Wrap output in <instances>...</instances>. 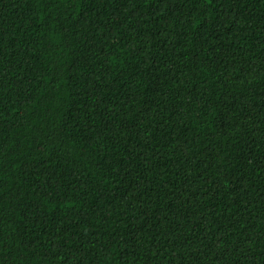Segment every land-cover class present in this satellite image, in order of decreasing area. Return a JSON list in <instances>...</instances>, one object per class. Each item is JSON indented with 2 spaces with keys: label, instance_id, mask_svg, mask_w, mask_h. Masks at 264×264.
Instances as JSON below:
<instances>
[{
  "label": "trees",
  "instance_id": "obj_1",
  "mask_svg": "<svg viewBox=\"0 0 264 264\" xmlns=\"http://www.w3.org/2000/svg\"><path fill=\"white\" fill-rule=\"evenodd\" d=\"M0 264H264V0H0Z\"/></svg>",
  "mask_w": 264,
  "mask_h": 264
}]
</instances>
